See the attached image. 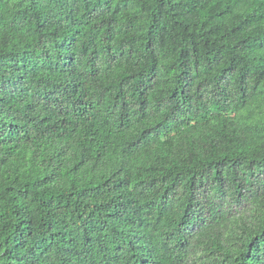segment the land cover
<instances>
[{"label":"trees","instance_id":"1","mask_svg":"<svg viewBox=\"0 0 264 264\" xmlns=\"http://www.w3.org/2000/svg\"><path fill=\"white\" fill-rule=\"evenodd\" d=\"M0 264H264V0H0Z\"/></svg>","mask_w":264,"mask_h":264}]
</instances>
